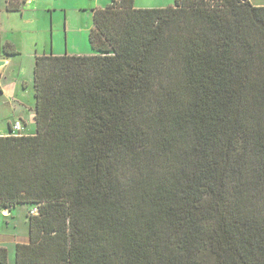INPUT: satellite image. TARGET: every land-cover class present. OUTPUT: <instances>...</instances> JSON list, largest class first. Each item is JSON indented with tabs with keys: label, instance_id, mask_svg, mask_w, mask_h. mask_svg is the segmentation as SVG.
Masks as SVG:
<instances>
[{
	"label": "trees",
	"instance_id": "1",
	"mask_svg": "<svg viewBox=\"0 0 264 264\" xmlns=\"http://www.w3.org/2000/svg\"><path fill=\"white\" fill-rule=\"evenodd\" d=\"M93 21L92 55L36 57V133L0 136V214L38 211L15 264H264V6Z\"/></svg>",
	"mask_w": 264,
	"mask_h": 264
},
{
	"label": "rangeland",
	"instance_id": "2",
	"mask_svg": "<svg viewBox=\"0 0 264 264\" xmlns=\"http://www.w3.org/2000/svg\"><path fill=\"white\" fill-rule=\"evenodd\" d=\"M251 1L255 6H264V0ZM106 3L104 0H37L33 4L25 3L22 13H12L7 11V0H0V46L10 44L20 53L10 59L0 76V136L9 133V125L16 121L27 123V132L36 133V56L92 55L89 35L93 10L101 5L106 8L109 2ZM174 4L175 0H144L143 6L147 8L141 9ZM34 210L20 205L9 215L0 214V247L8 249L10 264L16 263V244L29 243V215Z\"/></svg>",
	"mask_w": 264,
	"mask_h": 264
},
{
	"label": "crops",
	"instance_id": "3",
	"mask_svg": "<svg viewBox=\"0 0 264 264\" xmlns=\"http://www.w3.org/2000/svg\"><path fill=\"white\" fill-rule=\"evenodd\" d=\"M25 1H26V3H32V4H33V3H34L35 1H37V0H25ZM104 1L107 2V3L109 2V3H108V5H109V4L112 3L113 0H104ZM157 1H160V0H157ZM143 2H144V0H135V6H136L137 8H147V7H144V6H143ZM251 2H252V1H251ZM107 3H106V4H107ZM158 3H159V2H158ZM108 5H107V6H108ZM103 6H104V5L98 6L97 8H94V10H96V9H103V8H104ZM159 7H160V6H158V7H151V8H159ZM23 9H24V5H23V7H22V11H21V12H12V13H22V12H23ZM94 10H93V11H94ZM0 47H1V46H0ZM71 54H72V55H80L81 53H78V54H76V53H71ZM3 56H4V55H3ZM36 57H37V56H36ZM2 59L8 60V62H10V59H11V58H6V57L4 56V57H1V58H0V60H2ZM0 78H1V77H0ZM1 88H2V87H0V89H1ZM2 91H3V89H2ZM34 119H35V118H34ZM10 125H12V123H11ZM10 125H9V126H10ZM24 125H25V131H24V133L27 134V135H34L33 133H31V131H30V132H27V126H28L27 123H24ZM8 134H9V133H7L6 135H8ZM17 244H18V243H17ZM17 244H16V245H17ZM9 255H10V254H9Z\"/></svg>",
	"mask_w": 264,
	"mask_h": 264
},
{
	"label": "built area",
	"instance_id": "4",
	"mask_svg": "<svg viewBox=\"0 0 264 264\" xmlns=\"http://www.w3.org/2000/svg\"><path fill=\"white\" fill-rule=\"evenodd\" d=\"M12 130L15 135H18L25 131V126L22 121H16L12 126ZM37 212V209H35L32 214H37Z\"/></svg>",
	"mask_w": 264,
	"mask_h": 264
},
{
	"label": "water",
	"instance_id": "5",
	"mask_svg": "<svg viewBox=\"0 0 264 264\" xmlns=\"http://www.w3.org/2000/svg\"><path fill=\"white\" fill-rule=\"evenodd\" d=\"M8 60H5V59H3V60H0V76H1V72H2V70L8 65Z\"/></svg>",
	"mask_w": 264,
	"mask_h": 264
},
{
	"label": "bare ground",
	"instance_id": "6",
	"mask_svg": "<svg viewBox=\"0 0 264 264\" xmlns=\"http://www.w3.org/2000/svg\"><path fill=\"white\" fill-rule=\"evenodd\" d=\"M5 215H9L10 211L9 210H5Z\"/></svg>",
	"mask_w": 264,
	"mask_h": 264
}]
</instances>
